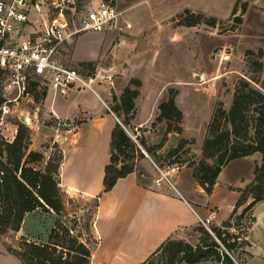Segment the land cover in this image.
I'll use <instances>...</instances> for the list:
<instances>
[{"label": "rangeland", "instance_id": "rangeland-1", "mask_svg": "<svg viewBox=\"0 0 264 264\" xmlns=\"http://www.w3.org/2000/svg\"><path fill=\"white\" fill-rule=\"evenodd\" d=\"M97 1L76 0V4L78 7H82L87 4L95 5ZM141 1L121 0L122 10L117 8L119 12L117 25L105 32H99L113 35V44L121 38L130 45L126 44L129 47L117 53H115L116 50L114 52L108 50L97 62H93L94 82L92 87L93 89L100 87L104 90L103 99L113 107L115 106L114 100L120 97L123 88L130 79L140 81L141 89L134 101L135 114L138 111L137 118L134 119V116L130 125L125 127V131L144 154V159L136 163L137 167L143 169L148 175V177L143 176L142 178L148 180L151 186H157L156 181L160 180V183L161 181L164 183L163 188H169L171 184L176 185L174 178L178 175V178H185L188 174H192V170L186 168L185 165H180V162L184 160L198 161L201 158V146L206 126L217 107L224 110L230 107L237 83L240 80H245L254 88L264 91V71L257 72L251 67L253 62H259L264 67V8L255 5L254 0H236L229 5L224 2L223 9L218 10L214 0H209L207 11L194 12L205 17L215 18L217 24L214 28L205 24L195 27H176L172 24V19L182 11L180 8L183 1L180 0L176 3L173 0L174 3L170 6L167 5L166 0H153L150 3L151 8L156 10L159 6H163L160 9L168 8V12L164 15L163 24L155 31L157 37L153 38L151 42H145L141 41L142 37L137 35V30L134 27L137 4ZM65 15L69 23V32H75V27H78L75 14L72 15V12L69 11ZM33 19H35L34 16ZM126 23L131 25L130 29L125 27ZM77 37L76 46H79L80 50L85 53L90 50V53L86 54L87 57L93 56L94 36L90 33H81L74 36L72 42L68 41L58 46L53 52L52 60L87 74L90 72L82 69L79 63L74 61L75 53L73 55V52ZM258 37L262 38V43L256 42ZM258 50L262 51L261 56ZM247 51L253 54L246 55ZM110 52L114 54L112 55ZM120 53L127 55L128 59L118 57ZM122 62L125 64L124 68L121 66ZM111 64L114 66L111 71H108L107 68ZM38 93L31 96L32 99L29 103L20 102L9 106L11 113L7 118H4V124L0 125V137L8 142L12 141L16 134L14 131L17 129V124H23L30 130V150L39 152L43 156V160L33 166L37 170H44L46 163L51 161L49 166L52 169L63 158L61 140L65 136V131L72 129L73 124L70 128L58 126L55 118L46 111L47 93L42 98L38 96ZM171 93L174 94L176 106L182 112V131L180 134L166 135L164 123L156 121L157 107L161 102L166 101ZM5 100L6 94L0 79V101L4 102ZM20 114L29 117L28 123L21 122L18 118ZM118 119L121 124V118ZM182 139L192 141V143L185 144L176 157L168 158V151L175 148ZM140 142L153 150L159 162L155 163L152 160L151 156L139 144ZM174 160H177L178 164H171ZM259 164V154L230 162L222 171L220 181L228 183L223 184L222 187L226 186L230 189L242 187L237 190L239 193L252 181L254 167ZM194 182L190 180L187 186L190 192H195L194 194L198 195L196 182ZM222 187L215 191L214 198L221 204L218 209L220 215L218 219L226 215L233 200V196L222 193ZM58 188L62 211L57 216L50 210L53 223L59 221L69 229L73 227L72 234H80L83 240L91 243L93 240L90 226L95 209L94 198L67 194L62 190L60 184ZM250 201L248 199L245 204L240 206L236 210V215H240ZM36 210L40 217L48 216L47 212L39 208ZM255 215L258 223L250 234L255 245L252 248L246 241L250 229L247 227L253 225V223L250 224V219L253 218L251 209L244 213L239 225L226 229L230 234L239 237L235 248L230 253L225 251L213 234L212 228L216 225L211 226L212 235L209 234L219 245L217 251L220 254L221 252L227 254L233 264H244V262L246 264H264V202L257 206ZM232 222L235 223V219ZM45 226L47 227V220L41 218L35 228L43 230L46 228ZM32 228L34 227L30 223L25 227L26 230ZM216 228H222V225ZM21 238L15 233H8L0 238V251L2 252L0 253V264H21L7 250H16ZM202 238L199 232L191 230L185 233L181 239L174 238L171 241L181 240L195 246ZM164 260L165 257L157 256L156 263L161 264ZM178 264L186 263L179 261ZM197 264L225 263L209 258Z\"/></svg>", "mask_w": 264, "mask_h": 264}, {"label": "trees", "instance_id": "trees-1", "mask_svg": "<svg viewBox=\"0 0 264 264\" xmlns=\"http://www.w3.org/2000/svg\"><path fill=\"white\" fill-rule=\"evenodd\" d=\"M172 24L176 27L205 24L214 28L217 21L213 17H205L184 9L173 17ZM258 53L262 55L261 50H258ZM250 54L253 53L246 52V55ZM93 65L90 62L79 63L82 69L90 72L87 75L92 74ZM251 67L257 72L264 71L259 62H253ZM140 89V81L130 79L120 97L114 100L115 106L111 107L115 116L121 118V124L116 123L111 130L109 163L104 167L103 189L94 197V208L98 206L102 193L110 191L119 179L131 173L136 174L139 186H149V181L142 178L148 175L136 165L139 160L144 159V154L125 131V127L130 125L135 116L134 101ZM46 93L47 89L42 88L38 96L45 97ZM1 103L3 102L0 101ZM157 110L156 121L164 123L165 134H180L182 112L174 102V94H169L166 101L158 105ZM188 143L192 141L180 140L175 148L168 151L167 157H176ZM139 144L155 163L159 162L152 149L147 148L143 142ZM30 145V130L21 123L17 124L16 134L11 142L0 137V238L8 233H17L25 215L38 208L47 213L52 210L57 216L62 211L59 180H56L60 163L51 169L50 161L46 163L44 170H37L33 165L40 163L43 156L30 150ZM254 154L260 155V164L254 167L252 181L239 191V198L228 220L222 224L223 230L212 228L213 234L227 253L232 252L239 237L230 234L226 229L239 225L246 211L252 210L257 203L264 202V91L254 88L245 80H240L230 107L227 110L217 107L213 112L206 126L201 158L198 161L184 160L180 165L191 169L195 182L210 195L217 177L227 164ZM176 162L177 160H174L171 164H178ZM248 199L251 201L240 215H236V210ZM234 219L235 223L232 222ZM253 222L254 218H251L250 224ZM73 230V227L69 229L63 223L55 221L47 244H37L22 237L16 250H7L21 264H90L91 248L87 242L81 241L80 234H72ZM194 230L203 237L197 245L192 246L181 240H168L140 264H158L157 256L165 257L161 264H178L179 261L197 264L209 258L233 264L227 254L217 251L219 245L206 230L202 227H196Z\"/></svg>", "mask_w": 264, "mask_h": 264}, {"label": "crops", "instance_id": "crops-1", "mask_svg": "<svg viewBox=\"0 0 264 264\" xmlns=\"http://www.w3.org/2000/svg\"><path fill=\"white\" fill-rule=\"evenodd\" d=\"M120 1L116 0V7L122 10ZM175 1L178 3L180 0ZM182 1L180 9L191 11H207L209 3V0ZM234 1L236 0H214L218 10L223 9L224 2L229 5ZM151 2L153 0H142L137 4L134 21L137 35L141 36V41L145 42H151L157 37L155 31L163 24L164 15L168 12V8L160 9L163 6H159L156 10L151 8ZM166 2L170 6L174 3L173 0H166ZM253 2L258 7L264 8V0ZM90 34L94 36L93 56L87 57L86 54L90 53V50L85 53L76 46L77 37L73 52L75 63L97 62L108 50L113 52L116 50L115 53H117L120 50H126L129 47L126 44L130 45L121 38L113 44L114 36L110 33ZM261 39L258 37L256 42L262 43ZM122 54L120 53L118 57L128 59L127 55ZM113 66L111 64L107 70L111 71ZM121 66L124 68L125 64L122 62ZM103 91L100 87L92 91L69 90L63 95L53 89L47 91L46 111L55 118L57 123L60 121L73 124L72 129L65 131V136L61 140L63 158L58 169L60 187L67 194L94 198L102 192L104 167L109 163L111 130L116 123L120 124L111 106L103 99ZM137 114L138 111L134 119L137 118ZM221 175L222 172L217 177L210 195H207L195 182L198 195L190 192L187 183L190 180L195 181L191 173L185 178H178L179 175L175 177L176 185L170 183L169 188H163L162 181L159 186L149 184L146 188L141 187L137 184L135 173L119 179L110 191L101 194L98 206L94 209L90 226L93 241L87 242L91 248L90 264H140L164 242L174 238L181 239L185 233L194 230L198 226L197 217L204 219L214 213L216 219L213 224L216 227L222 225L228 220L239 198L240 193L237 190L242 187L232 189L222 187L223 184L228 183L220 181ZM219 187H222L223 194L233 196L226 215L221 219H218L220 218L218 209L221 204L214 200L215 191ZM260 203L252 209L254 222L246 240L251 248L255 245L250 234L258 223L255 210ZM47 215L40 217L37 210L26 214L15 235L25 237L30 242L46 244L54 225L51 214L47 213ZM41 218L47 220V227L36 230L35 226ZM29 223L34 228L26 230L25 227ZM81 241L86 242L82 237Z\"/></svg>", "mask_w": 264, "mask_h": 264}, {"label": "built area", "instance_id": "built-area-1", "mask_svg": "<svg viewBox=\"0 0 264 264\" xmlns=\"http://www.w3.org/2000/svg\"><path fill=\"white\" fill-rule=\"evenodd\" d=\"M69 11L77 19L75 32H69L65 15ZM118 17L116 0H98L82 7L76 0H0V79L6 94L0 106V125L10 115L11 104L31 102V96L42 88L62 95L69 90L92 91L94 76L54 62L53 52L78 34L113 28ZM21 116L28 123L29 117L20 114L18 118ZM57 125L71 127L60 121ZM156 184L159 186L160 180ZM215 219L214 213L204 219L197 217L198 225L211 235Z\"/></svg>", "mask_w": 264, "mask_h": 264}, {"label": "water", "instance_id": "water-1", "mask_svg": "<svg viewBox=\"0 0 264 264\" xmlns=\"http://www.w3.org/2000/svg\"><path fill=\"white\" fill-rule=\"evenodd\" d=\"M20 120H21V122H23V121H24V117L21 116V117H20ZM57 179H58V178H57Z\"/></svg>", "mask_w": 264, "mask_h": 264}]
</instances>
